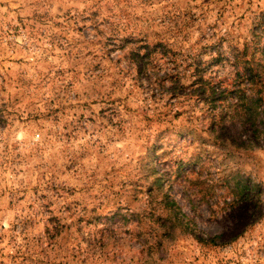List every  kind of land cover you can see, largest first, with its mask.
Here are the masks:
<instances>
[{
  "label": "rangeland",
  "instance_id": "obj_1",
  "mask_svg": "<svg viewBox=\"0 0 264 264\" xmlns=\"http://www.w3.org/2000/svg\"><path fill=\"white\" fill-rule=\"evenodd\" d=\"M263 11L0 0V264H264V147L193 129L187 96L193 65ZM156 44L137 72L132 54Z\"/></svg>",
  "mask_w": 264,
  "mask_h": 264
},
{
  "label": "trees",
  "instance_id": "obj_2",
  "mask_svg": "<svg viewBox=\"0 0 264 264\" xmlns=\"http://www.w3.org/2000/svg\"><path fill=\"white\" fill-rule=\"evenodd\" d=\"M148 47L143 45L142 52L132 54L131 61L139 73L152 59L167 52L161 44ZM215 65L225 71L205 76V68ZM191 76L187 96L196 108L190 121L193 129H203L208 137L213 134L215 139H226L236 147H264V11L254 18L247 39L230 42L207 62L195 63ZM165 77L175 83L172 89L176 94L172 96L177 97V90L184 86L172 78V72ZM235 187L241 199L247 198L250 185L239 182ZM213 240L214 237L208 239L209 243Z\"/></svg>",
  "mask_w": 264,
  "mask_h": 264
}]
</instances>
